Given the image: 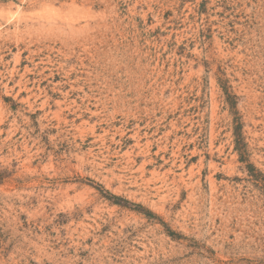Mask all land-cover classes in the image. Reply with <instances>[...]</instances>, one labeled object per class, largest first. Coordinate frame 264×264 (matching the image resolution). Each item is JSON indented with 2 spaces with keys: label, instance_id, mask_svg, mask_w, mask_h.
Returning <instances> with one entry per match:
<instances>
[{
  "label": "rangeland",
  "instance_id": "obj_1",
  "mask_svg": "<svg viewBox=\"0 0 264 264\" xmlns=\"http://www.w3.org/2000/svg\"><path fill=\"white\" fill-rule=\"evenodd\" d=\"M0 264H264V0H0Z\"/></svg>",
  "mask_w": 264,
  "mask_h": 264
},
{
  "label": "trees",
  "instance_id": "obj_2",
  "mask_svg": "<svg viewBox=\"0 0 264 264\" xmlns=\"http://www.w3.org/2000/svg\"><path fill=\"white\" fill-rule=\"evenodd\" d=\"M113 197H116V196H113Z\"/></svg>",
  "mask_w": 264,
  "mask_h": 264
}]
</instances>
